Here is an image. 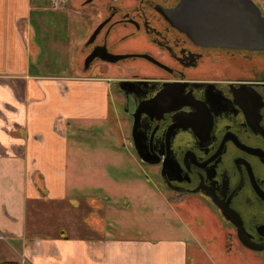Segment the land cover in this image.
<instances>
[{"label": "crops", "instance_id": "1", "mask_svg": "<svg viewBox=\"0 0 264 264\" xmlns=\"http://www.w3.org/2000/svg\"><path fill=\"white\" fill-rule=\"evenodd\" d=\"M81 1L54 9L49 0H0V264H156L140 242L143 209L131 212L133 194L148 193L143 179L135 186L137 163L102 160L100 146L114 156V143L80 139L99 126L107 138L119 113L114 77L83 63L84 23L92 30L96 18ZM120 169L130 177L114 176ZM86 185L93 194L81 193ZM63 202L94 206L83 216L89 235H70L69 218L48 234Z\"/></svg>", "mask_w": 264, "mask_h": 264}, {"label": "flooded vegetation", "instance_id": "2", "mask_svg": "<svg viewBox=\"0 0 264 264\" xmlns=\"http://www.w3.org/2000/svg\"><path fill=\"white\" fill-rule=\"evenodd\" d=\"M189 2L205 10L206 35L186 30ZM246 2L82 0L96 18L82 51L85 67L121 74L111 85L132 119L131 145L150 154L165 185L222 216L235 211L264 245V48L245 45Z\"/></svg>", "mask_w": 264, "mask_h": 264}, {"label": "rangeland", "instance_id": "3", "mask_svg": "<svg viewBox=\"0 0 264 264\" xmlns=\"http://www.w3.org/2000/svg\"><path fill=\"white\" fill-rule=\"evenodd\" d=\"M264 6V0H258ZM78 6L79 3H77ZM89 8H86V10ZM85 10V11H86ZM83 12V10H79ZM94 16L93 14H91ZM81 25L73 22V30L77 33L76 27ZM84 34L91 30L88 21L84 23ZM80 31V30H79ZM81 33V32H80ZM73 35V32H71ZM77 36V34H75ZM98 66V65H96ZM103 75L112 77L120 76L118 70L103 66L100 71ZM114 96L118 104L119 113L111 117L112 126L108 128V134L104 138L102 127L86 130L84 137H80L85 145L99 146L100 142L114 143L116 153L104 151L102 147V160L105 161H132L137 167L131 169L135 177V186H138L136 179H143L144 188L148 193H134L132 198V214L138 215L139 209H143V218L148 223L144 229L145 239L140 241L142 245L150 247L153 259L156 264H264V250L257 251L246 247L238 238L236 227L226 220L205 197L193 193H176L168 188L162 177L158 164L144 162L138 155L134 146L131 145L132 119L126 114L124 104L119 98V93L114 90ZM114 127V128H113ZM108 140V141H107ZM122 148H126L122 152ZM105 153L110 159H104ZM90 169L87 168L88 175ZM129 171L120 169L114 176L130 177ZM93 185H86L81 193L88 195L94 193ZM93 205L85 206L82 210L71 209L66 203L56 207L57 216L52 218V227L56 234L62 220L70 219L73 226L69 231L70 235H89L82 226L84 214L92 210ZM92 207V208H91ZM42 209V206L40 207ZM100 208V207H99ZM97 211V208H95ZM30 217H32L30 215ZM35 219V217H34ZM45 219V218H43ZM39 222L40 218L38 217ZM59 233V232H58ZM40 234H47L43 231Z\"/></svg>", "mask_w": 264, "mask_h": 264}, {"label": "water", "instance_id": "4", "mask_svg": "<svg viewBox=\"0 0 264 264\" xmlns=\"http://www.w3.org/2000/svg\"><path fill=\"white\" fill-rule=\"evenodd\" d=\"M198 2V1H197ZM199 4L194 3L191 6V3L189 2L187 4L189 10L191 9V12H188V15L190 16V22H185V26L187 27L186 30L188 31H193V32H199L202 35H206L207 32V27L206 25L208 24L206 22L205 18V10L203 9L202 14L200 13V7L198 9ZM245 11V19L246 23L244 25V31L246 35L245 37V45L251 46L253 48H264V15L262 13V10L260 7L255 8L253 2L251 0H247L245 7L243 5L241 6ZM253 10H255V14L253 13ZM232 25V23H231ZM96 35V32L95 34ZM243 35L241 34L240 36V41L244 40ZM107 60H112L115 61L118 58H122L124 56L122 55H115L113 53H110L107 51ZM88 62V61H87ZM136 127H137V120L134 121V135L136 134ZM135 138V137H134ZM137 143V139H136ZM136 151L139 155V157L147 163H154L155 161L152 159L150 154L146 151H143L140 149V146L137 144L135 145ZM223 216L232 222L237 231V235L239 240L241 241L242 244H244L246 247L257 250V251H262L264 250V245L258 244L254 242L248 232L246 231L245 227L243 226V223L239 217V215L231 210V209H223L222 210Z\"/></svg>", "mask_w": 264, "mask_h": 264}, {"label": "built area", "instance_id": "5", "mask_svg": "<svg viewBox=\"0 0 264 264\" xmlns=\"http://www.w3.org/2000/svg\"><path fill=\"white\" fill-rule=\"evenodd\" d=\"M68 0H49V3L52 8L59 9L66 7Z\"/></svg>", "mask_w": 264, "mask_h": 264}, {"label": "trees", "instance_id": "6", "mask_svg": "<svg viewBox=\"0 0 264 264\" xmlns=\"http://www.w3.org/2000/svg\"><path fill=\"white\" fill-rule=\"evenodd\" d=\"M1 264H17V263H14V262H3Z\"/></svg>", "mask_w": 264, "mask_h": 264}]
</instances>
